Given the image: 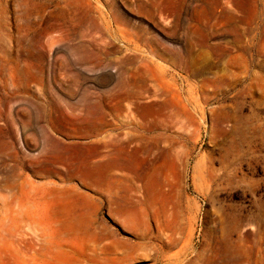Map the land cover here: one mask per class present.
I'll return each mask as SVG.
<instances>
[{"label":"rangeland","instance_id":"obj_1","mask_svg":"<svg viewBox=\"0 0 264 264\" xmlns=\"http://www.w3.org/2000/svg\"><path fill=\"white\" fill-rule=\"evenodd\" d=\"M118 157L137 234L109 211ZM18 200L43 202L24 264H106L142 238L127 264H264V0H0V222Z\"/></svg>","mask_w":264,"mask_h":264},{"label":"bare ground","instance_id":"obj_2","mask_svg":"<svg viewBox=\"0 0 264 264\" xmlns=\"http://www.w3.org/2000/svg\"><path fill=\"white\" fill-rule=\"evenodd\" d=\"M39 65V63H37ZM179 117V113H176ZM157 122L152 124L156 126ZM164 125V123H163ZM119 126L111 125V129H118ZM157 130V129H156ZM90 130L81 131V133H88ZM134 138L133 135H130L129 139ZM113 139L110 138L109 143L113 146ZM38 145L40 143L38 142ZM107 166V194L109 196V211L111 216L115 219V222L123 227L126 230L131 231L133 234H137L139 231L146 230L148 228V223L143 212L135 209L136 205L131 200L129 196L130 191H135V186H133L134 177H128L126 182L120 184L119 179L116 178L114 170L121 169L132 172L130 162L128 159L123 158H112L106 164ZM90 170L87 173V179L90 183L100 184L102 177L100 174L96 173L92 167L89 165ZM135 176L137 173L135 172ZM142 179V178H141ZM123 185V186H122ZM143 195V193H142ZM145 198V195H143ZM4 199V196H2ZM131 201L135 206L128 217L125 213L127 211L128 201ZM144 203L147 202V199H144ZM4 204V201H3ZM11 203H9L10 207ZM149 205V203H148ZM15 206V207H14ZM9 212H6L5 220L0 222V264H24L25 260L29 257V245L30 240L28 238L29 232H38L41 229L39 221H36V218L33 220L25 219V215L31 213L32 216H40L43 209L42 201L34 202H25L23 200H18L16 205H14ZM14 208V209H13ZM76 210V211H75ZM74 212L76 213V223L75 228L79 231H88L92 232L94 236L102 238V229L98 225V220L91 218L86 221L83 215L82 208H76ZM51 211L54 212L51 207ZM162 223L157 224L158 230H161L164 227ZM167 226V225H166ZM109 242L105 245V249L108 252H115L114 250L121 247V241L116 237L115 233L111 230L106 233ZM124 245V244H123ZM148 245V240L142 238V241L134 244L129 252L117 256V253H114L113 257H107L105 260L106 264H127L128 260H136L138 258L145 257L147 254L144 252L146 246ZM138 250H141L143 253L138 255ZM241 253L234 252V259L240 256ZM55 256V255H54ZM57 256V255H56ZM102 258L97 254L91 256V260L94 264H99ZM56 262V260H54ZM56 264V263H55Z\"/></svg>","mask_w":264,"mask_h":264}]
</instances>
